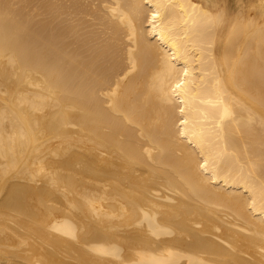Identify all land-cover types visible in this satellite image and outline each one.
Instances as JSON below:
<instances>
[{"label":"bare ground","instance_id":"1","mask_svg":"<svg viewBox=\"0 0 264 264\" xmlns=\"http://www.w3.org/2000/svg\"><path fill=\"white\" fill-rule=\"evenodd\" d=\"M0 264H264V0H0Z\"/></svg>","mask_w":264,"mask_h":264}]
</instances>
